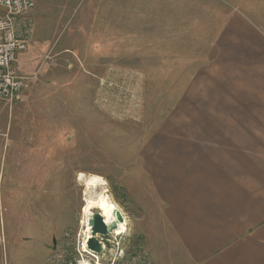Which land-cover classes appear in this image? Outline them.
Masks as SVG:
<instances>
[{
  "label": "rangeland",
  "instance_id": "rangeland-1",
  "mask_svg": "<svg viewBox=\"0 0 264 264\" xmlns=\"http://www.w3.org/2000/svg\"><path fill=\"white\" fill-rule=\"evenodd\" d=\"M228 5L35 0L17 25L23 97H0V264H152L162 205L145 150L196 131L178 105L196 77L209 80ZM105 195L127 231L98 235L107 248L93 257L89 225Z\"/></svg>",
  "mask_w": 264,
  "mask_h": 264
},
{
  "label": "crops",
  "instance_id": "crops-1",
  "mask_svg": "<svg viewBox=\"0 0 264 264\" xmlns=\"http://www.w3.org/2000/svg\"><path fill=\"white\" fill-rule=\"evenodd\" d=\"M228 2L209 80L178 105L196 131L145 150L152 264H264V0Z\"/></svg>",
  "mask_w": 264,
  "mask_h": 264
},
{
  "label": "built area",
  "instance_id": "built-area-1",
  "mask_svg": "<svg viewBox=\"0 0 264 264\" xmlns=\"http://www.w3.org/2000/svg\"><path fill=\"white\" fill-rule=\"evenodd\" d=\"M34 8L35 0H0V97L10 102L21 100L24 90V79L14 64L27 43L18 37L17 25Z\"/></svg>",
  "mask_w": 264,
  "mask_h": 264
},
{
  "label": "bare ground",
  "instance_id": "bare-ground-1",
  "mask_svg": "<svg viewBox=\"0 0 264 264\" xmlns=\"http://www.w3.org/2000/svg\"><path fill=\"white\" fill-rule=\"evenodd\" d=\"M92 179L95 180L96 184H98V185L102 183L101 180H96L95 178H92ZM95 181H93V182H95ZM94 203H95V201L92 200V203H91L92 207L94 206ZM96 206L98 208H100L98 210L100 211L101 215L104 218L105 223L107 224V226L109 228H111L112 226H117L116 230L111 233L112 235L114 233H115V235H122V234H124L127 231V227H126L127 223H126V221L125 220L123 222L119 221V218H118L119 208H118V206L116 204H114L110 200V197L108 195L100 197V202L97 203ZM91 210L92 209L88 210L87 212L89 213ZM93 215H91V216H93ZM91 225L92 224L90 223L89 227ZM90 237H91V233H90L88 238H90ZM99 241L101 242V245L103 246V250H106L107 247H106L105 242L102 239H99ZM86 249H87V252H89V254L92 255L93 257L94 256L95 257L98 256V255H96L94 253H91L88 250L87 245H86Z\"/></svg>",
  "mask_w": 264,
  "mask_h": 264
},
{
  "label": "water",
  "instance_id": "water-1",
  "mask_svg": "<svg viewBox=\"0 0 264 264\" xmlns=\"http://www.w3.org/2000/svg\"><path fill=\"white\" fill-rule=\"evenodd\" d=\"M118 218L119 221L123 222L124 218L120 211H118ZM90 223L92 224V236L89 238L87 242V248L91 253L94 254H100L103 251V246L101 245V242L97 238L99 235L100 237H106L111 235L113 231L116 230L117 226H112L109 228L107 224L104 221L103 216L101 215L100 211L96 214H94L91 217Z\"/></svg>",
  "mask_w": 264,
  "mask_h": 264
}]
</instances>
